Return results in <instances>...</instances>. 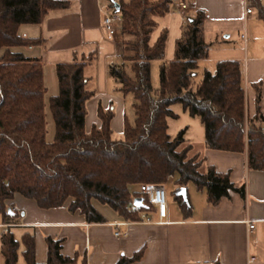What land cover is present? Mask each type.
Here are the masks:
<instances>
[{"label":"trees","instance_id":"obj_1","mask_svg":"<svg viewBox=\"0 0 264 264\" xmlns=\"http://www.w3.org/2000/svg\"><path fill=\"white\" fill-rule=\"evenodd\" d=\"M174 0H120L121 64H111L110 76L124 94L134 98L135 120L125 119L123 138L115 139L113 106H98L100 125L86 128L87 104L97 95L92 52L56 65L60 91L49 99L55 123L54 141L47 140L45 96L47 86L40 58H28L13 48L34 46L40 38L19 33L23 24H41L53 10L71 5L68 0H0V213L5 223H17L22 212L10 214L16 195L34 200L41 209L67 206L88 222H105L94 205L110 206L129 222L142 221L141 213L154 206L148 195L133 187L165 185L170 179L178 190L193 183L205 190L209 202L218 204L232 191L245 196V185H236L229 173L207 165L201 149L186 142L185 130L169 134L172 109L183 105L199 116L205 128V147L246 153L250 170L264 171V115L262 83L256 89V114L247 117L244 76L236 60L219 61L215 72L206 70L196 83L199 62L208 58L205 40L207 14L197 11L187 18L177 40L175 56L167 60L169 32L163 29L154 43L159 17L170 13ZM264 19V11H260ZM160 62V86L155 94L152 63ZM90 71L92 73L90 74ZM144 205L135 207V198ZM182 209L188 200L177 196ZM45 264H79V256L62 253L60 240L47 239ZM21 246L23 250L21 251ZM144 250L122 257L117 264L141 259ZM5 264H39L33 234L21 240L8 230L1 236ZM21 255L24 262H21Z\"/></svg>","mask_w":264,"mask_h":264},{"label":"crops","instance_id":"obj_2","mask_svg":"<svg viewBox=\"0 0 264 264\" xmlns=\"http://www.w3.org/2000/svg\"><path fill=\"white\" fill-rule=\"evenodd\" d=\"M68 1L71 2L68 8L51 11L41 24L20 26L22 36L40 38L41 43L13 50L43 61L49 99L60 91L56 65L96 52L97 95L87 104L86 128L90 131L101 123L99 104L105 108L112 106L114 94L120 87L110 76L109 67L122 63L121 29L111 37L103 25L104 12L110 11L114 2L120 0ZM181 1L174 0L170 13L157 19L158 28L152 34L151 43L163 29H168L167 60L171 61L187 18L203 10L207 14L204 37L210 46L209 56L203 61L210 60V64L238 61L244 76L247 117L253 118L256 114V83H262L261 112L264 115V19L260 18L264 0H248V7L252 9L249 14L245 12L244 0H185L189 3L187 9L180 7ZM213 52L214 59H211ZM124 125L125 120L121 126L119 115L115 113L113 130L117 128L123 133ZM202 142L203 148L199 149L207 165L229 173L234 184L245 185V196L232 191L230 197L213 204L205 190L190 183L184 187L187 192L184 199L191 208L184 210L177 199L178 186L170 179L172 199L163 220L153 206L150 211L141 213L142 221L129 222L110 206L95 200L94 205L105 222L94 223L88 222L80 212H70L67 206L41 209L34 200L18 194L11 204L18 207L13 214L22 212L21 217L17 223H5L0 215L2 235L11 230L21 240L24 233L33 234L39 264L48 261V238L61 241L64 255H78L79 264H117L122 257L131 258L141 249L144 250L141 259L130 264H264V171L250 170L246 153L206 148L205 131ZM133 189L141 190L138 186ZM116 222L124 224L117 227ZM250 223L255 225L253 229ZM116 231L124 235L117 236ZM20 258L24 262L22 255ZM0 264H5L2 253Z\"/></svg>","mask_w":264,"mask_h":264},{"label":"rangeland","instance_id":"obj_3","mask_svg":"<svg viewBox=\"0 0 264 264\" xmlns=\"http://www.w3.org/2000/svg\"><path fill=\"white\" fill-rule=\"evenodd\" d=\"M255 15H259V12L256 10ZM211 59H214V52L211 56ZM122 60V58H121ZM210 60H201L199 62V67L197 70V74L195 76V82L198 83L206 70H209L210 72H215L217 64L215 62H212L210 64ZM158 61H155L152 63V85L154 89V93L156 94L159 90L160 86V67H159ZM117 85L118 82H116ZM116 97H114V101L112 102V106L114 107L115 113H118L120 124L122 126L125 119H127L131 124L134 123L135 120V108L133 106L134 98L132 94H124L123 92L116 90L115 94ZM49 96L50 91H47V94L45 96V103H46V113H47V140L49 142L54 141L55 137V123L52 118V114L49 107ZM172 109L175 113L178 114V117L176 118H169L168 124H169V134L171 137H176L182 130H185V139L186 142L192 143L195 145L197 149L203 148V136H204V125L202 121L200 120L199 116H192L187 110L184 109L183 105L180 103H176L172 106ZM118 110V112H117ZM114 137L115 139H121L123 138V133H119L117 128L116 131H114ZM170 181L165 184L166 190L168 192V202L172 199L171 193L169 190ZM108 206V205H107ZM14 207V206H13ZM1 217L3 215L0 213ZM1 236H2V229H0V249H1ZM21 248H23L21 246ZM1 255V253H0Z\"/></svg>","mask_w":264,"mask_h":264},{"label":"built area","instance_id":"obj_4","mask_svg":"<svg viewBox=\"0 0 264 264\" xmlns=\"http://www.w3.org/2000/svg\"><path fill=\"white\" fill-rule=\"evenodd\" d=\"M245 5V12L247 14L252 13L251 7H248V0H244ZM113 6V5H112ZM180 7L182 9H187L189 7V3L185 0L181 1ZM104 28L109 36L115 37L118 33V31L121 29L122 25V16L120 12L116 10V7L113 6L110 11L104 12ZM152 186L143 185L142 186V192L148 195L149 201L152 205L156 206L158 209V214L160 217V220H163V218L167 215V207H168V192L166 188H151ZM136 207V206H135ZM13 211H18V207L15 206L12 209ZM123 222H116L115 226H121L123 225ZM255 225L253 223H250V228L253 229ZM117 236H123L124 233L122 231H116ZM251 260H254V258H251Z\"/></svg>","mask_w":264,"mask_h":264},{"label":"water","instance_id":"obj_5","mask_svg":"<svg viewBox=\"0 0 264 264\" xmlns=\"http://www.w3.org/2000/svg\"><path fill=\"white\" fill-rule=\"evenodd\" d=\"M114 6L116 7V10L119 12V11H120V5H119V3H115V2H114ZM159 187L164 188L165 186H164V185H155V186H152L151 188H159ZM176 194H177V195H181V196H183V197L186 198V194H187V192H186V189H185L184 187H182V188H180L179 190H177ZM134 205H135L136 207H141V206H143V205H144V199H143L142 197H140V198H135V200H134ZM9 213H10V214H13V213H14L13 210H12L11 208H9Z\"/></svg>","mask_w":264,"mask_h":264}]
</instances>
